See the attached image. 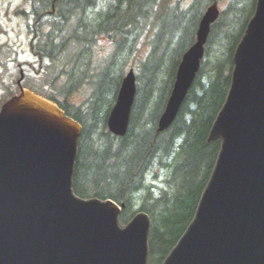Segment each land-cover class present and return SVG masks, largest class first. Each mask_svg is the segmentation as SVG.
<instances>
[{
  "label": "water",
  "instance_id": "obj_1",
  "mask_svg": "<svg viewBox=\"0 0 264 264\" xmlns=\"http://www.w3.org/2000/svg\"><path fill=\"white\" fill-rule=\"evenodd\" d=\"M216 3L184 52L157 132L174 121L204 55ZM230 87L208 133L220 150L194 217L162 264H264V0L233 54ZM0 107V264H147L150 219L126 225L111 200L72 190L81 126L21 86ZM136 92L130 69L107 119L126 134Z\"/></svg>",
  "mask_w": 264,
  "mask_h": 264
},
{
  "label": "trees",
  "instance_id": "obj_2",
  "mask_svg": "<svg viewBox=\"0 0 264 264\" xmlns=\"http://www.w3.org/2000/svg\"><path fill=\"white\" fill-rule=\"evenodd\" d=\"M169 1L30 0L31 21L26 23L30 50L41 66L45 64L41 84L26 87L55 103L82 128L73 192L83 199L114 201L121 206V224L138 212L146 213L151 221L148 264H162L193 219L220 149L218 140L207 141L208 133L227 95L232 56L256 2L227 0L221 7L175 120L157 132L182 54L193 44L205 9L223 0ZM160 6L184 11L183 23L188 25L180 33L185 45L167 88L165 64H149L151 21ZM142 49L146 53L138 55ZM131 58L136 93L127 132L116 137L107 130V117ZM103 59L118 62L122 71L116 78L109 74V65L95 71V62ZM97 75L112 84L108 93L97 89ZM80 90L84 100L75 103L71 98ZM161 170L166 177L156 189ZM150 174L153 181L148 180Z\"/></svg>",
  "mask_w": 264,
  "mask_h": 264
},
{
  "label": "rangeland",
  "instance_id": "obj_3",
  "mask_svg": "<svg viewBox=\"0 0 264 264\" xmlns=\"http://www.w3.org/2000/svg\"><path fill=\"white\" fill-rule=\"evenodd\" d=\"M177 0H170L169 3H174ZM181 1V0H180ZM190 1V0H182ZM184 3V2H182ZM227 3L223 0L220 8ZM30 0H0V105L12 95L18 94L17 81L20 74H23L21 82L24 88L26 86H39L41 84L40 77L43 73L45 64L42 66L33 56L30 50L31 33L27 30V21H31V16L20 15L21 11L29 12ZM181 12V14L179 13ZM184 11H176L159 7V12L155 14L151 23L153 25L150 36V44L152 46V56L149 64H154L157 60L163 62L166 68L168 80L172 79L174 71V62L181 47L185 45L181 40L180 33L186 32L188 25L183 23ZM29 20H28V19ZM134 35H130L132 39ZM146 53L142 49L138 55ZM134 58H131L128 63V69L136 68L133 64ZM131 63V64H130ZM95 71L98 72L99 66L109 65V74L116 78L122 69L118 62L107 64V59L95 62ZM148 69V66H147ZM101 72V71H100ZM104 74L103 72H101ZM146 73V72H144ZM100 82L104 85L101 87ZM96 87L102 93H108L112 84H108L101 75H97ZM28 89V88H27ZM85 93L80 90L74 94L71 100L75 103H80L84 100ZM161 170V175L155 179V187L158 189L165 179V171ZM149 181H153L151 174L148 176Z\"/></svg>",
  "mask_w": 264,
  "mask_h": 264
},
{
  "label": "bare ground",
  "instance_id": "obj_4",
  "mask_svg": "<svg viewBox=\"0 0 264 264\" xmlns=\"http://www.w3.org/2000/svg\"><path fill=\"white\" fill-rule=\"evenodd\" d=\"M215 90V89H214ZM209 97V96H208Z\"/></svg>",
  "mask_w": 264,
  "mask_h": 264
}]
</instances>
